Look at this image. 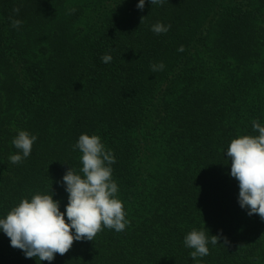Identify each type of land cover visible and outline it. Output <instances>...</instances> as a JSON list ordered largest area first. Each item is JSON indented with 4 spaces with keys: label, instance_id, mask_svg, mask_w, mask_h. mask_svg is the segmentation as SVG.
Segmentation results:
<instances>
[{
    "label": "trees",
    "instance_id": "16d2710c",
    "mask_svg": "<svg viewBox=\"0 0 264 264\" xmlns=\"http://www.w3.org/2000/svg\"><path fill=\"white\" fill-rule=\"evenodd\" d=\"M120 2L0 0V218L50 188L64 212L62 177L82 175L73 146L88 134L114 155L129 221L51 262L26 258L0 230V264H264V220L240 208L225 154L258 135L254 120L264 126V0ZM157 22L170 30L155 34ZM20 130L37 140L13 164ZM204 227L231 246L209 243L193 260L184 237Z\"/></svg>",
    "mask_w": 264,
    "mask_h": 264
},
{
    "label": "clouds",
    "instance_id": "9594fccd",
    "mask_svg": "<svg viewBox=\"0 0 264 264\" xmlns=\"http://www.w3.org/2000/svg\"><path fill=\"white\" fill-rule=\"evenodd\" d=\"M164 2L149 0L151 5ZM144 5L145 0H139L136 7L142 11ZM12 11L18 14L20 8L14 7ZM75 11L71 8L68 13ZM9 19L13 28L18 29L23 24L20 19ZM170 27L157 22L151 30L160 35L168 32ZM183 50L181 45L178 51ZM111 59L109 54L101 57L103 63H109ZM150 68L153 72L162 71L164 64H151ZM252 127L258 135L232 139L225 154L231 160L229 175L238 181L240 208L246 209L248 216L257 214L264 220V126L254 120ZM36 140L37 136L28 131H18L12 140L18 152L9 157L11 163L19 164L29 157ZM73 147L82 153V175L68 167L62 177L68 194L64 212L60 211V202L53 199L50 188L49 194L38 192L31 199H21L5 218H0V230L10 239L11 247L20 249L26 258L51 262L56 254L65 255L74 241H92L104 228L121 232L129 224L124 204L117 197L118 185L112 179L111 165L115 158L111 150H106L98 135L88 134H81ZM204 229L193 228L184 237L185 246L193 249L190 253L193 260L209 254V243L225 248L231 246L222 233L209 235Z\"/></svg>",
    "mask_w": 264,
    "mask_h": 264
}]
</instances>
